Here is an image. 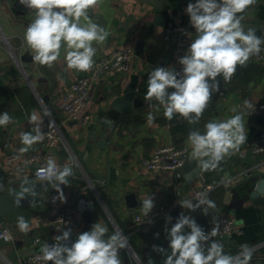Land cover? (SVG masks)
Segmentation results:
<instances>
[{
  "label": "crops",
  "instance_id": "crops-1",
  "mask_svg": "<svg viewBox=\"0 0 264 264\" xmlns=\"http://www.w3.org/2000/svg\"><path fill=\"white\" fill-rule=\"evenodd\" d=\"M157 2L159 7L146 0H101L93 9L106 19L105 31L110 33L104 44H94L97 47L94 60L121 47L132 46L134 54L128 72L107 76L94 84L88 109L95 118L89 125H82L68 119L66 114L55 110L54 106L58 96L68 89L60 71L67 70L70 81L85 72L68 69L63 51L60 60L51 68L35 62L23 65L19 63L18 66L10 56L1 34L6 36L15 53L22 50V47L32 53L23 37L34 15H27L16 9L12 0H0V113L8 112L13 118V122L7 127H0V192L18 187L23 178L17 162L10 160L24 147L20 141V133L31 132L38 125L45 137L47 127L51 123L43 102L31 97L22 104L15 97V90L25 86L24 79L29 77L35 80L42 75L53 76L58 80L55 90L45 91L51 95L46 107L60 124L68 151L71 153L64 155L61 153L63 147L56 148V160L62 166H71L74 174L68 178V185L60 186L63 201L60 199V193L49 182L36 179L43 184L40 198L23 210L8 214L0 225L12 223L17 226V218L23 216L29 222L31 231L20 232L11 242L0 241V264H24V256L27 253L52 240L56 231L51 219L60 206L71 200H78V204L86 206L83 212L85 225L81 232L89 231L94 223L100 221L107 226V236H110L116 232V224L129 234L131 244L143 254L147 262L151 259L153 264H164L165 259L163 254L153 251L154 245L163 247L170 254L165 229L170 230L175 224L176 211L191 216L203 229L207 226L208 218L218 212L235 215L243 226V233L225 238L226 253L235 255L240 251L241 245L247 244L253 251L250 264H256L257 259L264 260V203L255 204L250 198L252 188L259 179L264 178V161L249 150L250 141L262 120L259 122L257 118L237 109L240 102L250 97L264 99V63L250 60L246 66H238L230 82H224L222 77H218L220 91L213 94L198 123L189 124L179 115L167 120L163 115L162 106L145 99L148 75L157 66H178L180 54L174 44L164 40L163 32L165 27L173 22L185 24L195 32L185 11L188 3H195V0ZM157 15L163 17L159 23L156 20ZM241 15L244 16L242 24L245 31L253 28L257 36L264 38V0H256V3ZM89 17L92 20L90 12ZM129 88L135 90L136 95L144 102L143 106L130 111L113 129L106 128L102 125L106 110ZM232 109L236 111L233 112ZM236 113L243 114L247 139L238 151L224 157L215 169L203 170L202 176L187 180L180 169L156 172L143 167V159L162 144L175 143L180 147L189 148L191 153V147L187 144L190 131L199 129L203 132L207 122L225 120ZM33 114L37 120L35 123H29ZM177 124H180L178 130ZM102 138L107 139L105 148L99 147ZM44 139L25 153L42 149ZM111 168L115 170L113 175ZM248 169H252L253 174L235 186L228 187L222 183L224 178L230 179ZM248 180L252 181L248 184L252 186L251 189L246 186ZM90 183L91 186L84 188ZM205 184L216 185L207 195L208 199L215 202L216 207L208 208L207 214L202 208L192 212L179 206L170 215V223H166L164 218L152 231L142 232L137 229L134 218L136 214L142 213L141 200L151 195L154 208L175 200H191L194 189ZM236 189L240 190L236 204H233ZM130 192L135 193L139 202L134 207L128 206L126 201V195ZM185 231L190 230L186 228ZM157 233L158 237L155 235ZM37 240H40L39 243ZM122 251L123 249L120 254ZM120 254L121 264H128L126 256Z\"/></svg>",
  "mask_w": 264,
  "mask_h": 264
},
{
  "label": "clouds",
  "instance_id": "clouds-1",
  "mask_svg": "<svg viewBox=\"0 0 264 264\" xmlns=\"http://www.w3.org/2000/svg\"><path fill=\"white\" fill-rule=\"evenodd\" d=\"M100 2L19 0L22 6L34 13L23 37L33 53V61L51 68L60 60L63 51L68 69L90 71L97 52L94 44H104L110 35L89 17V11ZM255 3L256 0H195V3H188L185 11L196 36L178 60L181 71L171 66H157L151 70L147 80L145 99L162 106L167 120L179 115L189 124L198 123L213 94L220 91L217 78L230 82L238 66H246L252 56L258 57L264 51L261 47L264 38L257 36L253 28L245 31L242 24L244 16L241 14ZM36 120L33 114L29 123ZM12 122L8 112L0 113V127H7ZM43 138L38 125L31 132L20 133V141L24 145L19 149L20 153L27 152ZM246 139L243 114L236 113L225 120L207 122L203 132L199 129L190 131L187 144L191 147L190 157L197 160L202 169L211 170L224 157L238 151ZM37 175L49 182L63 201L60 186L68 185V178L74 174L71 166L58 165L55 158L50 157L46 167ZM23 193L31 194V191L25 188ZM23 193L17 194V203L25 198ZM141 201V212L147 217L155 206L154 199L150 195ZM195 201L185 199L178 203L192 212L202 208L205 214L208 208L216 207L206 192L198 194ZM171 220V216L166 217V223ZM17 227L21 232L31 231L23 216L17 218ZM186 228L190 231L186 232ZM165 231L170 254L161 246H153V251L164 255V264H250L252 260L253 251L247 244L241 245L235 255L225 253L224 244L213 239L219 231L218 226L206 233L194 218L184 212L180 213L170 230L166 228ZM107 233V226L96 222L89 231L78 234L69 246L65 242L70 240L72 230L67 228L54 237L53 244H42L41 258L51 264H121L119 253L128 246L129 238L123 232H114L110 236ZM155 235L158 237L159 234ZM148 264H153L151 259Z\"/></svg>",
  "mask_w": 264,
  "mask_h": 264
},
{
  "label": "built area",
  "instance_id": "built-area-1",
  "mask_svg": "<svg viewBox=\"0 0 264 264\" xmlns=\"http://www.w3.org/2000/svg\"><path fill=\"white\" fill-rule=\"evenodd\" d=\"M12 5L16 9L22 10L27 15H34L29 9L22 6L19 3V0H12ZM195 36L196 33L187 25L174 22L168 24L163 32L164 40L176 46L180 57L186 53L189 44ZM1 37L6 42V47L10 56L16 64L20 66L16 53L14 52L15 50H13L10 44H8L6 36L1 34ZM261 47L264 49V45ZM133 54L134 48L132 46L121 47L94 60L95 63L92 69L85 72L84 75L74 78L68 89L58 96L54 109L66 114L67 118L71 121L78 122L82 125H89L92 123L95 116L89 111L88 104L94 84L107 76L128 72L132 65ZM250 60L260 64L264 63V51H261L258 57L252 56ZM181 68L182 66L180 64L175 67L176 71H181ZM1 76L2 74L0 72V79ZM245 102H247V106L245 105ZM42 105L46 111L50 113L49 115L51 119L49 129L45 133V139L43 142L44 147L38 151L27 154L16 153L10 159L12 162H17L19 165V172L23 174V176L31 174L35 179L39 180L41 179L37 173L46 167L47 160L50 157L55 158L56 160L55 149H60L61 147L66 148L67 151L69 149L60 124H58L53 118L50 110L43 103ZM237 109L242 110L252 118H261L262 122L250 141L249 150L251 153L260 156L264 161V99L257 96L250 97L240 102ZM70 154L71 153L69 152V155ZM189 158V148L180 147L175 143L162 144L155 148L148 157L143 159L142 165L145 169L156 172L176 171L180 169ZM34 163H38V166L33 167L32 165ZM57 163L62 166L60 162L57 161ZM252 174V169H248L242 174L231 177L230 179L224 178L222 183L226 184L228 187L235 186L245 178L250 177ZM89 186H91V183L84 188ZM215 188V184H205L197 187L193 191L191 200L196 202L195 199L198 197V194L206 192L208 195ZM78 202V200L75 202L71 200L60 206L51 219V223L56 231L54 237L60 235L63 230L71 228V238L69 241L65 242L69 246L75 241L78 234L82 233L81 230L85 225L83 212L86 210V206L80 205ZM179 206L178 200H175L171 203L161 204L154 208L147 217H144L142 213L136 214L134 222L137 225V229L142 232L152 231L162 219L170 216L175 209L179 208ZM1 224L2 223H0V225ZM215 225L218 226L219 231L213 239L224 244V251L226 253L225 238L241 235L243 233V226L235 215L224 211L210 216L207 220V226L204 231L206 233L210 232ZM115 231L123 232V234L129 238V234L124 232L116 224ZM20 232L21 231L16 225L14 226L12 223H6L5 225L0 226V241L11 242ZM47 243L53 244L54 238ZM41 246L24 256V264H51V262H46L41 258ZM123 250L126 252L124 256H126L125 259H127L128 264H145L134 250L130 240H128V246Z\"/></svg>",
  "mask_w": 264,
  "mask_h": 264
},
{
  "label": "water",
  "instance_id": "water-1",
  "mask_svg": "<svg viewBox=\"0 0 264 264\" xmlns=\"http://www.w3.org/2000/svg\"><path fill=\"white\" fill-rule=\"evenodd\" d=\"M148 3L153 4L159 7L157 1L159 0H146ZM161 7V5H160ZM91 13V18L93 23L97 24L100 28L106 29L107 21L103 17L102 14L94 12V10L89 11ZM163 17L161 15H157V22L159 23ZM142 42H140L141 44ZM33 54L30 50H22L16 52V57L18 62L23 65L24 63L34 62L32 59ZM250 61V60H249ZM252 62V61H251ZM67 70L60 71V75L66 82L67 86L69 87L71 81L68 75ZM25 80V86L18 88L15 90V97L16 99L24 104L25 101L31 97L37 98L41 103L47 106L50 102L51 95L48 92L50 90H55L57 88L58 80L56 77L53 76H39L35 80L32 78H27ZM49 83V86H47ZM45 92V93H44ZM44 93V94H41ZM43 95V96H42ZM40 98V99H39ZM144 102L140 99L139 96L136 95L135 90L133 88H129L122 97L115 99L108 109L105 112L104 117L102 118V125L106 128L113 129L119 122H121L126 115L129 114L130 111L133 109H138L143 106ZM1 107V105H0ZM259 122H261V118H257ZM49 126L47 127L48 131ZM107 145V139L102 138L99 141V147L105 148ZM61 153L64 155H69V152L66 148L61 150ZM33 167L38 166V163H34ZM202 169L199 166V162L195 159L189 158L181 167L180 172L185 176L187 180H193L196 177L202 176ZM115 170L111 168L112 175L114 174ZM43 184L38 182L33 175H24L21 183L18 187L1 191L0 192V223L5 221V217L8 214L15 213L18 211L23 210L24 208L34 204L40 198V190ZM25 188L30 189L31 194L23 193ZM19 193H23L25 198L20 200L17 203ZM250 198L253 200L255 204H263L264 203V178L258 180L255 184V187L252 189L250 193ZM126 201L128 206L134 207L139 202L135 196V193L130 192L126 195ZM180 215L179 211L175 212L176 218ZM127 260V259H126ZM256 264H264V260L257 259Z\"/></svg>",
  "mask_w": 264,
  "mask_h": 264
},
{
  "label": "trees",
  "instance_id": "trees-1",
  "mask_svg": "<svg viewBox=\"0 0 264 264\" xmlns=\"http://www.w3.org/2000/svg\"><path fill=\"white\" fill-rule=\"evenodd\" d=\"M176 116H177V115H176ZM179 125H180V124H177V126H176V129H177V130L179 129ZM251 182H252V181L248 180L247 183H246V186H247L248 184H250ZM251 187H252L251 185H248V189H251ZM252 189H253V188H252ZM239 190H240V189H239ZM239 190H237V189L235 190V200L233 201V204H236V199H237V196L239 195ZM244 190H245V192H246V197H247V194H248V193H247V189H246V187H245ZM251 191H252V190H251Z\"/></svg>",
  "mask_w": 264,
  "mask_h": 264
},
{
  "label": "rangeland",
  "instance_id": "rangeland-1",
  "mask_svg": "<svg viewBox=\"0 0 264 264\" xmlns=\"http://www.w3.org/2000/svg\"><path fill=\"white\" fill-rule=\"evenodd\" d=\"M134 250L137 252V254L139 255V257L141 258V260L145 263L148 264L147 260L145 259V257L143 256V254L135 247L133 246ZM125 251L123 250L122 253L120 255H125Z\"/></svg>",
  "mask_w": 264,
  "mask_h": 264
}]
</instances>
